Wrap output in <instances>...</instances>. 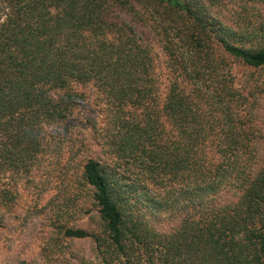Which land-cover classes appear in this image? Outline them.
<instances>
[{
  "label": "trees",
  "instance_id": "obj_1",
  "mask_svg": "<svg viewBox=\"0 0 264 264\" xmlns=\"http://www.w3.org/2000/svg\"><path fill=\"white\" fill-rule=\"evenodd\" d=\"M225 1L0 0V173L43 188L87 103L103 149L77 177L101 230L58 224L57 247L60 229L104 264H264V0ZM18 197L0 185V224Z\"/></svg>",
  "mask_w": 264,
  "mask_h": 264
},
{
  "label": "rangeland",
  "instance_id": "obj_2",
  "mask_svg": "<svg viewBox=\"0 0 264 264\" xmlns=\"http://www.w3.org/2000/svg\"><path fill=\"white\" fill-rule=\"evenodd\" d=\"M227 9L237 8L239 0H226ZM125 19H130L123 16ZM137 33L146 42L151 43L156 57V72L161 82L162 94L165 91L166 70L163 65V54L150 31L142 24L131 22ZM244 66L235 65L232 72L236 83L240 82ZM91 97L94 92H88ZM92 106L84 105L81 114H77L71 122L72 132L63 145L60 159L56 164L45 166L46 169L34 170L31 178L36 181L46 179L43 188L30 186L24 177L15 181L10 174L0 173V185L17 184L19 197L14 204L13 214L5 218L0 224V264H104L108 260L103 253L95 247L90 237L69 238L64 237L59 229V247L53 242L56 226H74L89 231L101 230L96 206L92 201L82 195L77 197V177L80 171V161L84 156L92 155L103 157V149L97 143L87 118L91 116ZM97 114H95L96 116ZM96 126L102 124L104 118L96 116ZM47 140L54 135L48 129ZM58 140L59 144V137ZM59 153V147H58ZM42 175V176H41ZM59 218L57 219V217ZM158 216L156 221L161 220ZM167 221L161 220L162 226ZM111 264H125V258L114 259ZM140 264H147L142 261Z\"/></svg>",
  "mask_w": 264,
  "mask_h": 264
}]
</instances>
